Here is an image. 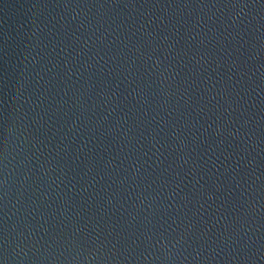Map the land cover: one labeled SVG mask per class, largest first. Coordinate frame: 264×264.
Returning <instances> with one entry per match:
<instances>
[{"label": "water", "instance_id": "95a60500", "mask_svg": "<svg viewBox=\"0 0 264 264\" xmlns=\"http://www.w3.org/2000/svg\"><path fill=\"white\" fill-rule=\"evenodd\" d=\"M0 264H264V0H0Z\"/></svg>", "mask_w": 264, "mask_h": 264}]
</instances>
